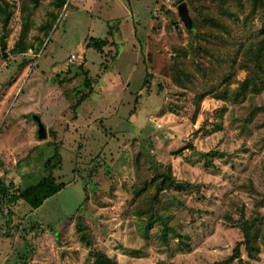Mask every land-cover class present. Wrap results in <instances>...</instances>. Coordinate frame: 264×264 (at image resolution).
<instances>
[{
	"label": "rangeland",
	"instance_id": "rangeland-1",
	"mask_svg": "<svg viewBox=\"0 0 264 264\" xmlns=\"http://www.w3.org/2000/svg\"><path fill=\"white\" fill-rule=\"evenodd\" d=\"M65 1L0 0L12 12L7 34L0 22V264H213L244 240L242 220L259 222V252L242 247L233 264H264V78L240 53L259 12ZM57 151L65 188L38 209L13 205Z\"/></svg>",
	"mask_w": 264,
	"mask_h": 264
},
{
	"label": "trees",
	"instance_id": "trees-1",
	"mask_svg": "<svg viewBox=\"0 0 264 264\" xmlns=\"http://www.w3.org/2000/svg\"><path fill=\"white\" fill-rule=\"evenodd\" d=\"M33 6H36L41 3L42 0H23ZM61 6L65 4V0H55ZM251 4V12L256 13L259 12V18L261 22L260 29L254 37H251L248 42L241 47L240 53L242 54V58L244 59V65L242 68H246L247 70L255 71L256 75L262 80L264 78V0H248ZM12 19V12H8L6 8H3L0 5V22L3 24V34H7V28ZM91 40H94L91 38ZM96 41V40H94ZM95 48L94 46H91ZM98 49V48H97ZM2 50L5 51V45L2 46ZM236 62V61H235ZM251 65V66H250ZM70 74L68 71L66 74ZM86 73V72H84ZM79 75L77 71L76 76ZM61 77L60 75L57 76ZM65 77V76H64ZM64 77L62 80L63 81ZM89 78V77H88ZM87 76L85 78V84L88 83ZM147 83V79L145 80ZM89 95L82 96L81 100L78 101L74 106L73 110L76 112L77 109L83 104L84 101L88 99ZM54 156L55 164L52 165L51 160H47L45 163V168L49 171V174L46 178L42 179L39 183L29 185L23 189L20 187L15 189V192L10 197V202L15 205L19 201H23L27 203L32 209H38L41 207L46 200L51 198L52 196L60 193L64 188V184H58L53 178L54 170L61 164V158L58 151ZM53 158V157H52ZM167 176V175H166ZM171 184V181H170ZM170 184L163 188L162 190H166L169 188ZM242 226V231L244 233V240L239 242L233 250L232 255L226 259L225 261L215 262L213 264H233L239 259L242 258V247H245V250L248 253V256L252 259L257 257L259 252L258 240L261 238L258 234H253V229L259 222L242 220L240 221ZM260 225H264V220L260 221ZM84 238V237H83ZM264 242V235H263ZM93 264H120L118 261L109 258L105 254L96 253L94 256Z\"/></svg>",
	"mask_w": 264,
	"mask_h": 264
},
{
	"label": "water",
	"instance_id": "water-1",
	"mask_svg": "<svg viewBox=\"0 0 264 264\" xmlns=\"http://www.w3.org/2000/svg\"><path fill=\"white\" fill-rule=\"evenodd\" d=\"M180 15L182 18V21L184 22L185 26L189 30H193V22L189 15L188 8L185 4L181 5L180 9ZM39 121V139L47 137V131L45 126L40 122V119H37Z\"/></svg>",
	"mask_w": 264,
	"mask_h": 264
}]
</instances>
